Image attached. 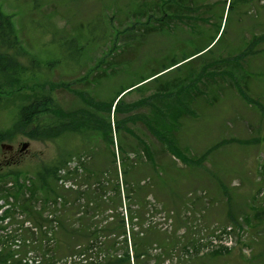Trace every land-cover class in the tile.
<instances>
[{
    "label": "rangeland",
    "instance_id": "rangeland-1",
    "mask_svg": "<svg viewBox=\"0 0 264 264\" xmlns=\"http://www.w3.org/2000/svg\"><path fill=\"white\" fill-rule=\"evenodd\" d=\"M156 1L0 0L26 49L20 60L39 76L27 77L23 95L49 81L57 84L53 96L66 110L87 106L66 83L95 101L114 97L208 46L222 27L206 50L138 84L144 91L135 89L125 96L134 102L148 98L162 84L168 86L167 99L181 116L179 161L161 151L154 136H145L149 131L142 122L129 125L146 137L163 166L169 165L164 166L163 185L151 188L147 216L167 228V237L184 236L182 243L188 242L190 254L180 257L181 244L172 263L264 264V0H248L253 5L208 0L211 14L201 10L205 15H197L206 16V24L196 23L193 30L177 20L163 24L158 18L163 6L153 9ZM185 13V19L195 15ZM255 32L261 36L257 46L251 44ZM209 60L213 62L206 65ZM85 75L87 80H82ZM20 104L18 90L1 97L0 134L14 127ZM150 110L145 104L134 113ZM10 137L0 140V199L12 203L6 210L0 205V264H9L28 225L25 217L30 213L23 214L19 207V188L30 191L26 179H35L37 168L59 148L57 141H37L19 131ZM97 138L91 142L104 143L102 136ZM70 141L64 136L60 145L65 148ZM2 144L11 145L12 151ZM24 144L29 146L23 149ZM230 213L239 225L232 226ZM221 245L229 251L210 256ZM195 246H201L200 252ZM154 248L159 253L156 243Z\"/></svg>",
    "mask_w": 264,
    "mask_h": 264
},
{
    "label": "trees",
    "instance_id": "trees-1",
    "mask_svg": "<svg viewBox=\"0 0 264 264\" xmlns=\"http://www.w3.org/2000/svg\"><path fill=\"white\" fill-rule=\"evenodd\" d=\"M184 1L187 5L193 0ZM177 3V0H158L153 3V9L160 11V7L168 5L166 22H172L178 14ZM137 9L139 12L143 11ZM158 18L165 22L164 18ZM24 53L25 47L12 15L6 14L0 7V99L3 95H14L18 90L21 100L19 118L14 122V127L0 134V140L13 137L19 131L35 140L59 142L57 154L44 161L36 171L32 199L23 200L25 209L39 223L41 235L44 233V218L40 212L35 214L33 202L43 199L46 205L49 200L55 199L56 205L58 198L62 200L57 222L50 224L51 230L55 225L63 231L61 234L56 233V237L50 242L53 245L49 251L51 258L62 260L63 264H76L78 260L83 261L93 256L95 260L88 264H173L171 259L178 254L177 249L181 244L184 249L181 250L180 257H184L185 253L190 254L188 242L182 243L184 236L169 238L168 230L163 229L162 223L147 218L151 188L153 185H163L166 181L164 166L169 165L165 163L163 166L152 145L139 138L128 125V121L140 118L161 143V151L178 157L181 116L174 101L169 102L167 99L171 95L168 86L162 84L148 98L143 97L134 102L121 97L115 107V125L111 117L115 102L124 91L135 86L128 93L135 89L144 91L142 85L138 84L170 67L122 88L114 97L99 101H95L87 92L74 90L71 83H66L67 89L87 103V106L66 110L53 96L52 90L57 87L55 83L39 82L38 88L28 97L23 95L22 88L29 87L27 77L39 78L34 74L35 71L27 69L20 60ZM105 59V56L101 58L102 61ZM178 63L180 61L174 65ZM31 73L33 77L29 75ZM104 74L107 76L106 71ZM87 78L86 75L81 77L82 80ZM94 78L95 75L92 80ZM151 100H154L153 104L150 103ZM145 104L151 105L150 111L140 115L132 113ZM90 105L92 108H89ZM120 114L124 116L119 117ZM123 131L126 135H123ZM114 134L118 139V151ZM97 135L103 137V144L91 142L98 139ZM64 136L71 137V143L65 148L60 145ZM83 153L90 160L84 163L82 172L67 168L74 156H81ZM63 168H67V178L79 183V189H67L59 184L60 170ZM230 217L233 225H239L238 218L233 213H230ZM245 218L250 222L249 215ZM155 243L159 253L154 251ZM41 246L44 244L41 243ZM195 249L198 253L201 246H195ZM225 249L221 245L220 248L213 249L210 256L229 251Z\"/></svg>",
    "mask_w": 264,
    "mask_h": 264
},
{
    "label": "flooded vegetation",
    "instance_id": "flooded-vegetation-1",
    "mask_svg": "<svg viewBox=\"0 0 264 264\" xmlns=\"http://www.w3.org/2000/svg\"><path fill=\"white\" fill-rule=\"evenodd\" d=\"M167 7L165 6V11H164V15H165V18L167 17V15H168V12H167Z\"/></svg>",
    "mask_w": 264,
    "mask_h": 264
},
{
    "label": "water",
    "instance_id": "water-1",
    "mask_svg": "<svg viewBox=\"0 0 264 264\" xmlns=\"http://www.w3.org/2000/svg\"><path fill=\"white\" fill-rule=\"evenodd\" d=\"M27 146H28V144H25V145H24V148H26Z\"/></svg>",
    "mask_w": 264,
    "mask_h": 264
}]
</instances>
